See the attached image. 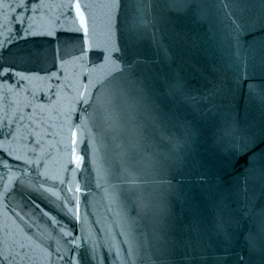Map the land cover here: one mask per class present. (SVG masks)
I'll use <instances>...</instances> for the list:
<instances>
[{"label":"water","instance_id":"1","mask_svg":"<svg viewBox=\"0 0 264 264\" xmlns=\"http://www.w3.org/2000/svg\"><path fill=\"white\" fill-rule=\"evenodd\" d=\"M0 56V264H264V0H0Z\"/></svg>","mask_w":264,"mask_h":264},{"label":"snow or ice","instance_id":"2","mask_svg":"<svg viewBox=\"0 0 264 264\" xmlns=\"http://www.w3.org/2000/svg\"><path fill=\"white\" fill-rule=\"evenodd\" d=\"M188 3H189V0H168V6L170 8H173L176 11L185 10V8L188 6ZM75 7L77 10V15L80 16L81 24H83L84 18L80 12V4L76 3ZM237 27L239 28V25H237ZM85 31H87V30L85 29ZM88 46L89 45H88L87 41H85L84 47H88ZM120 51L121 50L119 48H113L111 51L105 53L106 59L110 60V64H111L109 71L104 74L105 76L112 78L114 75H119L122 72H125V71L130 72L135 65L144 62V61H142V59L138 55H135L133 53H129L128 51H123V52H121V54L118 58H113V53L114 52H120ZM237 54H239V49L237 51ZM32 55L33 54H31V53L22 54V57L26 60L29 57H31ZM83 55H84V53L81 52L80 58H83ZM0 59H3V57L0 56ZM63 63H64V61H61L62 65H63ZM102 63H104V62L102 61ZM9 70L10 69H8V68L3 69L4 72H7ZM84 71H87V69H84ZM18 75L23 76V73H19ZM51 75H55V73H52ZM245 75H246V72H245ZM103 79H104V77L102 76L101 80H103ZM252 87H254V86L250 84V88H252ZM83 95H84V93L81 92L80 97H83ZM231 133H232V129H226L225 130V135H230ZM9 155H11V153H9ZM74 158L77 160L80 159L78 156L74 157ZM69 191H71V189H69ZM65 235H67V233H65Z\"/></svg>","mask_w":264,"mask_h":264}]
</instances>
